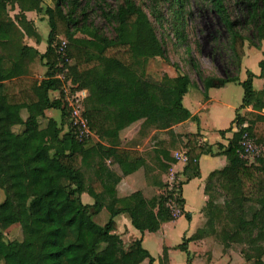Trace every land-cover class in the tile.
I'll list each match as a JSON object with an SVG mask.
<instances>
[{
    "label": "trees",
    "instance_id": "obj_1",
    "mask_svg": "<svg viewBox=\"0 0 264 264\" xmlns=\"http://www.w3.org/2000/svg\"><path fill=\"white\" fill-rule=\"evenodd\" d=\"M198 1L218 16L228 33L225 46L230 62L225 72L229 74V66L240 69L246 41L257 49L264 42V0ZM192 3L54 0L53 7L45 8L43 0H0V264L156 263L142 239L127 247L118 236L115 242L110 238L118 230L116 218L121 215H127L141 234L157 233L175 220L165 195L148 198L136 190L120 197L118 186L123 177L148 170L145 156L124 143L132 127L141 125L140 133L147 135L197 120L183 104L192 83L189 76L161 82L146 77L150 59H166L165 42L155 23L172 32L179 43H186ZM11 12L17 13L12 17ZM29 12L44 15L49 26L43 54L25 43L27 39L38 45L42 42L26 16ZM63 37L65 56L60 53ZM218 45L216 53L221 54L225 47ZM140 48L149 55L141 56ZM39 65L46 69L42 79L31 73ZM191 65L202 79L200 66L194 60ZM259 67V77L264 78V58ZM254 78L247 71L243 82L230 75L225 81L239 82L244 89L230 127L219 131L223 139L232 134L227 145L218 143L215 151L214 145H201L198 134L184 136L188 161L177 203L191 221L184 211L182 187L201 177L203 156H224L226 165L207 178L206 224L197 230L195 239L226 235L229 245L256 251L257 257L246 262L264 264V152L252 164L241 156L245 133L264 145V91L255 90ZM68 82L73 91L88 90L84 117L98 142L79 140L62 95ZM53 92H61V97L53 99ZM247 108L252 110L241 114ZM52 110L61 111L60 122L47 117ZM19 174H24L23 181L16 180ZM83 194L93 198V204H84ZM104 210L110 219L102 226L94 217ZM220 224L223 227L217 231ZM14 225L21 228V240L6 239L5 231ZM190 242L185 239L174 248L188 255L187 264H191ZM161 264H171L167 251Z\"/></svg>",
    "mask_w": 264,
    "mask_h": 264
},
{
    "label": "rangeland",
    "instance_id": "obj_2",
    "mask_svg": "<svg viewBox=\"0 0 264 264\" xmlns=\"http://www.w3.org/2000/svg\"><path fill=\"white\" fill-rule=\"evenodd\" d=\"M192 2L193 3L190 7L191 14L189 15L190 17L186 27V43H179L178 39L172 32L161 30V28L155 23L159 38L164 39L165 42L166 59H150L146 64V77L151 81L161 82L164 79L174 78L178 75L189 76L192 83L188 95L183 98V104L191 112H198L197 120L195 121L197 125L193 128V132H197L198 126H201V129L205 130L206 134H208L210 143L213 144L217 136L215 130L228 128L235 117L236 109H239L243 102L244 89L242 85L239 82L226 83L225 81L229 75L237 76L240 82L245 81L247 79V69L254 73H259L260 68L258 62L264 58V42L262 43L261 48L257 49L252 43H250V41H246L244 58L247 57L248 60L243 66L242 62L244 58L242 59L240 69L228 65L230 68L228 69L229 74H227L225 72V67H227V63L229 64L230 62V54L225 46L229 38L228 33L223 29L222 22L218 16L213 13L206 4L198 0H192ZM43 6L45 8L48 6L53 7L54 0H43ZM16 13L17 12H11V16L14 17ZM29 13L30 15L27 17L31 21L32 28L39 33L42 42H46L50 30L47 21L43 20L46 18L44 15L42 16V14L38 15L35 12ZM219 31L221 33H219ZM79 37L82 36L80 35ZM61 41L62 45L63 43H66L64 37ZM32 42L37 47L42 45V42L38 45L34 39ZM25 43L29 44L30 40L27 39ZM218 44H221V47H225V49H222L221 54L216 53V51L219 50V48H217L219 46ZM139 54L145 57L149 55V52L144 48H140ZM191 60H194L200 66L203 73L202 79L198 77L196 71L193 69ZM36 67L37 69L34 68L31 73L39 79L44 78L46 69L41 65ZM122 73H124V71H122ZM64 87L68 90H73L74 88L70 82L66 83ZM254 88L260 90L261 85L255 83ZM205 94L208 97H211L212 101L203 108L201 106L208 100L205 98ZM176 96L177 92H175V97ZM51 97L53 99L60 98L61 92H53L51 93ZM85 100L83 106H85ZM47 117H53L60 122L61 111H49ZM197 140L201 145L208 144L207 142L199 141V137ZM96 141L98 142L99 138L93 134L87 142L88 144H93ZM217 144L218 143L214 144L215 151L218 150ZM153 145L155 144L148 145L149 149H153ZM184 148L185 145L183 141L181 145L178 143L175 145L176 151H182ZM172 155L174 157V153ZM213 160L212 157H209L206 161H209L211 166H213L212 162L215 163L217 161ZM221 160L222 165H215V168L222 169L225 166V157L222 156ZM255 162H257V160ZM208 164L209 163H205V160L202 163V171L206 176L208 175ZM112 168L115 170L114 166ZM177 171V173L173 172V174H171V170L168 171L165 178V187L160 189L159 195L170 197L171 189H176L185 182V177L182 176L183 170L181 171L180 169ZM23 179L24 174L16 176L17 181H23ZM206 181L200 182L199 178H197L192 184H190V186L184 189V197L188 200L190 207L189 210L194 216L193 223L189 224L190 221L181 215L173 221L177 222L166 223L162 226L161 232L153 233L147 240L145 248L157 259L158 264H161L162 259L165 257V251L168 252L171 247L184 243L185 239H188L187 237L189 234L192 235L191 242L188 246L191 253V264H252L246 262V258L257 257V253L253 248L246 246L243 247L238 244L232 246L229 245L226 240V235H219L218 233L216 234V237H210L200 241L195 239L197 230L199 228H204L206 224L204 209L208 197L206 202L203 200ZM149 192L150 191L147 190V193ZM2 199L3 192L0 190V201ZM82 201L84 204H93L94 202L93 198L87 194L82 195ZM219 203H222V201H219ZM124 216L128 217L127 215ZM109 219L110 214L106 210L100 215L94 217V221L102 226H104ZM117 219L118 218H116V221ZM222 227L223 224L218 225L217 231H220ZM189 228L193 230V234H191ZM135 231L138 233L137 230ZM122 232H124V230H122ZM116 233L117 231L114 232L110 238L112 242H115V235L119 236ZM4 234L7 240L14 241L22 239L21 228L19 225L10 227ZM124 235H127V233ZM132 242L133 241H130L126 246H130ZM169 254L172 260L171 264H187L188 255L186 253L174 249L169 251L168 255ZM145 264L148 263L146 262Z\"/></svg>",
    "mask_w": 264,
    "mask_h": 264
},
{
    "label": "crops",
    "instance_id": "obj_3",
    "mask_svg": "<svg viewBox=\"0 0 264 264\" xmlns=\"http://www.w3.org/2000/svg\"><path fill=\"white\" fill-rule=\"evenodd\" d=\"M29 15H30V13L26 14V16H29ZM29 46L36 48L42 54L45 53L46 48H47L46 42H44V41L42 42L41 46L37 47L32 42V40H30ZM247 60H248L247 57H245L243 59V62H242L243 66L245 65V62ZM259 63H260V61L258 62V66H259ZM247 71H250V70L247 69L246 74H247ZM250 72H252V71H250ZM252 73L255 75V78L253 79V84L259 83L261 85L260 90H257V91H264V78L259 77L261 74V70L259 73H254V72H252ZM241 82H243V81H241ZM211 101H212L211 97H208V100L206 102H204V104L201 107L205 108V106L210 104ZM251 110H252V108H247L246 110H241V114L244 115L246 112H250ZM236 111H237V109H236ZM243 112H245V113H243ZM191 114L193 117H196V119H197L198 112L197 113L191 112ZM235 114H236V112H235ZM196 125H197V123L195 121L189 120V121L184 122L183 124H179V125L173 127L171 129V131L164 130V131L156 132V130H153V131L151 130V132H148L147 135H146V133L145 134L143 133L144 135L140 133L141 125H136V126L132 127L127 132V134L125 135L124 143L127 145L128 148L133 149V150H138L140 153H142L145 156L146 161H147V166H148L147 169L148 170L146 173L144 169H141V170L135 172L134 174H132L130 176L123 177L121 180V183L118 186L119 196L120 197L127 196L136 190H142L144 192L145 196H147L148 198L153 197L154 195L158 194L160 192L161 186L166 184L165 178H166V175L169 171V168H173V169H175V171L180 170V169L182 171L184 168V165L182 163H178L174 159L172 154L176 152L175 145L177 143L179 145H181L182 141L184 142V136L186 134H190V133L191 134H198V137L202 140V142H205V143L207 142L208 144H211L210 140L208 139V134H206L205 130L201 129V126H198L197 132H193V128H195ZM230 125H231V123H230ZM230 125H229V127H230ZM228 128H226V129H228ZM226 129H216L215 130V134H217V136L215 138V142L211 145H214L216 143H222L223 145L228 144V139L231 138L232 134H227L224 139L219 134V131L226 130ZM156 143H157V145H156ZM150 144L151 145L155 144V145H153L154 147H152L153 149H149L148 145H150ZM184 144H185V142H184ZM150 150H152V151H150ZM209 157H211V156H203L199 161V168H200V173H201V177L199 178L200 182L206 181L209 174L212 173L213 171L220 170L218 168H215V165H218V164L222 165V160H221L222 156L212 157L214 160H217L215 163L212 162L213 166H211L209 161H206ZM204 160H205V163H209L207 165V169H208V175L207 176L202 171V163ZM226 163H227V161H226ZM226 163H225V165H226ZM167 167H169V168L167 169ZM118 172L120 173L119 170H118ZM194 180H192L191 182H189L188 184H185L183 186V198L185 199V211L191 215V221L189 222V224L193 223L194 216L191 213V211L189 210L190 207H189L188 200L184 197V189L186 187L190 186V184H192ZM147 190L150 192L147 193ZM203 200L205 202L207 200V196L205 195V193H204ZM117 218H118L117 219L118 230H117L116 234L119 235L118 238L122 239L125 244L129 243L130 241L142 239L143 246L145 247L147 240L152 236L153 233L146 232L145 234H141L139 231L137 233L135 231L136 229L132 226L131 220L129 217H125L124 215H121ZM175 222H177V221H175ZM175 222H173V223H175ZM122 230H124V232H122ZM161 230H162V228H161ZM161 230L159 232H161ZM189 230H190L191 234H193L192 233L193 230H191V228H189ZM159 232H157V233H159ZM126 233H127V235H124ZM191 237H192V235L189 234V236L187 238L191 239ZM175 247H171L169 249V251L174 250ZM169 259H170V263H172L170 254H169ZM155 264H158L157 261Z\"/></svg>",
    "mask_w": 264,
    "mask_h": 264
},
{
    "label": "built area",
    "instance_id": "obj_4",
    "mask_svg": "<svg viewBox=\"0 0 264 264\" xmlns=\"http://www.w3.org/2000/svg\"><path fill=\"white\" fill-rule=\"evenodd\" d=\"M65 46L66 43H63V45L60 47V53L65 56ZM59 79L62 81L65 80L63 76H58ZM66 85V84H65ZM62 95L64 96L65 101L67 102L69 108L71 109V118L73 120L74 126L77 128V133L79 134V140L80 141H86L88 140L93 133L91 132L88 121L84 117V106L83 102L87 98L88 91L86 89L82 90H76L73 91L72 89L68 90L64 87ZM199 141L202 142V140L199 138ZM242 158L252 164L254 163L264 152V145L258 144L255 139L251 138L247 133L243 136L242 141ZM174 159L178 163H182L185 165L188 161V155L185 150L182 151H176L174 153ZM171 174L175 171V169L171 168ZM181 189V185L177 187L176 189H171L170 197L166 196L168 198L167 201V207L170 209V211L173 214V217L177 219L179 216L183 215L182 209L177 203V197L179 195V190ZM171 193H174L172 195Z\"/></svg>",
    "mask_w": 264,
    "mask_h": 264
}]
</instances>
